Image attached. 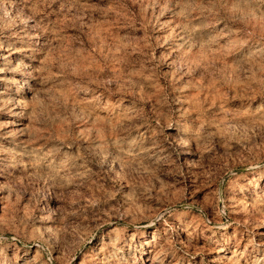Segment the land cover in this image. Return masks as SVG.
I'll use <instances>...</instances> for the list:
<instances>
[{"label":"rangeland","instance_id":"1","mask_svg":"<svg viewBox=\"0 0 264 264\" xmlns=\"http://www.w3.org/2000/svg\"><path fill=\"white\" fill-rule=\"evenodd\" d=\"M0 264H264V0H0Z\"/></svg>","mask_w":264,"mask_h":264}]
</instances>
